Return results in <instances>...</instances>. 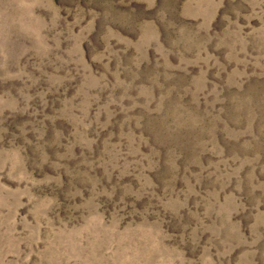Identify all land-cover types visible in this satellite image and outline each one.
Masks as SVG:
<instances>
[{"label":"rangeland","instance_id":"obj_1","mask_svg":"<svg viewBox=\"0 0 264 264\" xmlns=\"http://www.w3.org/2000/svg\"><path fill=\"white\" fill-rule=\"evenodd\" d=\"M0 264H264V0H0Z\"/></svg>","mask_w":264,"mask_h":264}]
</instances>
